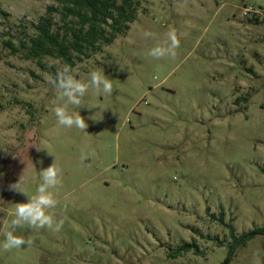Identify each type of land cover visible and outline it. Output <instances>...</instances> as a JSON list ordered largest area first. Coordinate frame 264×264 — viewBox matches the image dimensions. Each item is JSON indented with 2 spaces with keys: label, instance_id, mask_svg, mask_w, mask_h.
<instances>
[{
  "label": "rangeland",
  "instance_id": "374dc122",
  "mask_svg": "<svg viewBox=\"0 0 264 264\" xmlns=\"http://www.w3.org/2000/svg\"><path fill=\"white\" fill-rule=\"evenodd\" d=\"M139 2L110 45L32 58L45 18L67 34L49 10L60 4L0 0V264H264V234L242 238L264 229V0ZM172 29L176 57H150ZM63 64L113 84L70 106L86 132L54 115L47 78ZM54 160L62 228H18L32 245L4 251L10 213L28 200L9 185L25 172L34 195Z\"/></svg>",
  "mask_w": 264,
  "mask_h": 264
},
{
  "label": "clouds",
  "instance_id": "9594fccd",
  "mask_svg": "<svg viewBox=\"0 0 264 264\" xmlns=\"http://www.w3.org/2000/svg\"><path fill=\"white\" fill-rule=\"evenodd\" d=\"M144 39H155V34L150 31L143 33ZM181 41L175 29L169 30L162 42H158L148 51V55L153 59L159 60L165 57L175 58L177 49ZM48 83L55 89L58 103L53 109L57 123L68 129L76 128L85 131L88 127L85 119L79 112H70V106L80 108L83 98L89 88L93 89L97 95L111 94L113 84L105 76L104 71L93 70L88 74L87 81L76 78L72 68L68 64H63L56 68L54 76H48ZM86 132V131H85ZM39 150V149H38ZM51 154V153H50ZM87 159L85 153L81 154V161ZM61 169L56 161L40 171L41 183L37 186L34 195L29 196L25 190V185L30 183V177L23 172L18 181L9 185V189L28 197L27 202L15 203L14 212L10 213L14 218L4 233L5 239L2 244L4 251L20 249L23 246H31L33 241L23 236L15 235L18 228L27 226L33 230L47 228L59 231L63 226V220H57L52 211L58 206V201L52 191L61 183Z\"/></svg>",
  "mask_w": 264,
  "mask_h": 264
},
{
  "label": "trees",
  "instance_id": "16d2710c",
  "mask_svg": "<svg viewBox=\"0 0 264 264\" xmlns=\"http://www.w3.org/2000/svg\"><path fill=\"white\" fill-rule=\"evenodd\" d=\"M59 7L50 6L51 13L59 12L60 20L69 35L64 38L60 31L52 29L51 17L36 25L38 33L31 38L29 57L40 58L42 54L67 57L71 52L88 54L110 45L130 28L139 9V0H56ZM69 33V34H68ZM263 233L259 228L243 235V242L254 234Z\"/></svg>",
  "mask_w": 264,
  "mask_h": 264
}]
</instances>
